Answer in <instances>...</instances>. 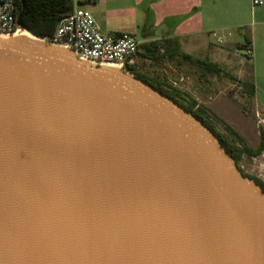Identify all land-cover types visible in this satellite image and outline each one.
<instances>
[{
  "label": "water",
  "instance_id": "water-1",
  "mask_svg": "<svg viewBox=\"0 0 264 264\" xmlns=\"http://www.w3.org/2000/svg\"><path fill=\"white\" fill-rule=\"evenodd\" d=\"M0 264H264V195L132 76L0 39Z\"/></svg>",
  "mask_w": 264,
  "mask_h": 264
},
{
  "label": "rangeland",
  "instance_id": "rangeland-1",
  "mask_svg": "<svg viewBox=\"0 0 264 264\" xmlns=\"http://www.w3.org/2000/svg\"><path fill=\"white\" fill-rule=\"evenodd\" d=\"M164 23L153 14L145 13L140 31L134 34L143 43L147 31L151 38L159 37ZM231 33L230 37L216 32V37L211 34L210 38L205 35L196 42L185 41L174 52L166 51L163 41L142 44L143 53L136 58L128 77L132 75L134 79V75H143L179 90L208 108L240 135L250 149L256 150L260 134H264V115L255 108L245 86L250 63L244 51L237 49L242 37L237 31ZM216 131L224 133L219 125ZM238 167L244 174L264 183V151L256 157L243 156Z\"/></svg>",
  "mask_w": 264,
  "mask_h": 264
},
{
  "label": "crops",
  "instance_id": "crops-1",
  "mask_svg": "<svg viewBox=\"0 0 264 264\" xmlns=\"http://www.w3.org/2000/svg\"><path fill=\"white\" fill-rule=\"evenodd\" d=\"M262 1L261 5H253V0H80L105 35L127 33L136 37L134 33L140 31L145 13L165 22L159 37L151 38L150 32H145L146 40L140 42L145 45L173 39L182 45L185 41L196 42L205 35L210 38L212 33H224L230 37L231 31H237L243 40L239 45L249 42L251 54L248 61L254 86L252 100L255 108L264 115Z\"/></svg>",
  "mask_w": 264,
  "mask_h": 264
},
{
  "label": "trees",
  "instance_id": "trees-1",
  "mask_svg": "<svg viewBox=\"0 0 264 264\" xmlns=\"http://www.w3.org/2000/svg\"><path fill=\"white\" fill-rule=\"evenodd\" d=\"M73 12V0H16V22L24 30L31 32L37 38H49L54 35L55 29L59 22L70 16ZM167 45L166 51L174 52L179 49L178 41L165 40ZM148 48V47H147ZM240 51L250 50L249 42L237 47ZM244 56L249 59L248 55ZM147 58H153L147 55ZM135 80L148 86L158 95L168 99L184 113L191 115L200 125L205 128L218 142L220 148L226 156L230 158L238 172L243 178L254 182L264 195V183L256 178L244 174L238 167L239 161L243 156L256 157L264 151V134H260L259 146L256 150L250 149L244 139L234 132L227 124L219 120L208 108L199 105L195 100L191 99L179 90L149 79L143 75H134ZM249 96H254L253 76L250 68V74L245 84ZM219 125L224 133L216 131Z\"/></svg>",
  "mask_w": 264,
  "mask_h": 264
},
{
  "label": "built area",
  "instance_id": "built-area-1",
  "mask_svg": "<svg viewBox=\"0 0 264 264\" xmlns=\"http://www.w3.org/2000/svg\"><path fill=\"white\" fill-rule=\"evenodd\" d=\"M262 3V0H253V5ZM20 30L24 29L16 22V0H0V34L9 35ZM216 36L212 33V37ZM41 39L70 52L76 60L89 66L111 65L126 75L130 74L136 58L143 53L142 44L134 35L102 34L80 0H73L72 14L59 22L53 37ZM244 54L249 56L251 51Z\"/></svg>",
  "mask_w": 264,
  "mask_h": 264
},
{
  "label": "bare ground",
  "instance_id": "bare-ground-1",
  "mask_svg": "<svg viewBox=\"0 0 264 264\" xmlns=\"http://www.w3.org/2000/svg\"><path fill=\"white\" fill-rule=\"evenodd\" d=\"M16 36H27L32 42L37 44L38 46H42L46 42L42 40L41 38L35 37L31 32L27 30H20L14 34H0V39H6V38H11V37H16ZM104 69L109 70L111 72L118 73V70L116 67L111 66V65H105L103 66Z\"/></svg>",
  "mask_w": 264,
  "mask_h": 264
}]
</instances>
